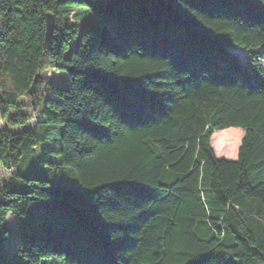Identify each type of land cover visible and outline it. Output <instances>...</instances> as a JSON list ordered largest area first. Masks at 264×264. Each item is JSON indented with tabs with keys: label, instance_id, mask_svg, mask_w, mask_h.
I'll list each match as a JSON object with an SVG mask.
<instances>
[{
	"label": "trees",
	"instance_id": "1",
	"mask_svg": "<svg viewBox=\"0 0 264 264\" xmlns=\"http://www.w3.org/2000/svg\"><path fill=\"white\" fill-rule=\"evenodd\" d=\"M263 60L264 0H0V264H264Z\"/></svg>",
	"mask_w": 264,
	"mask_h": 264
},
{
	"label": "rangeland",
	"instance_id": "2",
	"mask_svg": "<svg viewBox=\"0 0 264 264\" xmlns=\"http://www.w3.org/2000/svg\"><path fill=\"white\" fill-rule=\"evenodd\" d=\"M233 54L237 56L241 61H245L248 55L244 51H235L233 52ZM262 65L264 67V60H263ZM48 77L52 79L56 78L54 75H49ZM24 100L25 102H28V100L26 99ZM24 113L31 117L30 126H33V124L37 120V117L33 113V110L31 108H26L24 110ZM11 115H14V113H11ZM4 127H6V121L2 120L0 121V129H3ZM19 130L20 129H13V131H19ZM216 134H219L220 135L219 137H222V138L228 137L232 139L228 147H222L220 146L218 141L214 140L212 147H213L216 157L220 159L222 158V159H227V160H235L237 158L238 149H239L242 137H243V132L238 129H228V130L215 133L214 135ZM213 136H212V139H213ZM8 179H9L8 173L0 165V187L5 185L8 182ZM14 223H15L14 217L12 215H9L6 221L7 226L11 228L14 225Z\"/></svg>",
	"mask_w": 264,
	"mask_h": 264
},
{
	"label": "water",
	"instance_id": "3",
	"mask_svg": "<svg viewBox=\"0 0 264 264\" xmlns=\"http://www.w3.org/2000/svg\"><path fill=\"white\" fill-rule=\"evenodd\" d=\"M47 19L49 20L50 18L48 17ZM52 28H53V24L48 22V24H47V33H46L47 41H49V39H50ZM238 51H242V50H238ZM233 52H235V51H233Z\"/></svg>",
	"mask_w": 264,
	"mask_h": 264
}]
</instances>
